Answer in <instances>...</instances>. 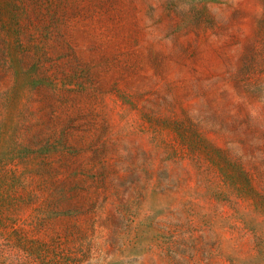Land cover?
<instances>
[{
    "label": "rangeland",
    "instance_id": "374dc122",
    "mask_svg": "<svg viewBox=\"0 0 264 264\" xmlns=\"http://www.w3.org/2000/svg\"><path fill=\"white\" fill-rule=\"evenodd\" d=\"M0 264H264V0H0Z\"/></svg>",
    "mask_w": 264,
    "mask_h": 264
}]
</instances>
